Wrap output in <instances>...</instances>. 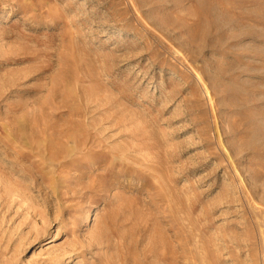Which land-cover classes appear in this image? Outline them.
Instances as JSON below:
<instances>
[{
	"label": "rangeland",
	"instance_id": "1",
	"mask_svg": "<svg viewBox=\"0 0 264 264\" xmlns=\"http://www.w3.org/2000/svg\"><path fill=\"white\" fill-rule=\"evenodd\" d=\"M0 264H264V0H0Z\"/></svg>",
	"mask_w": 264,
	"mask_h": 264
}]
</instances>
